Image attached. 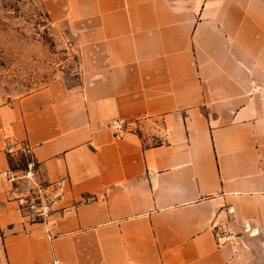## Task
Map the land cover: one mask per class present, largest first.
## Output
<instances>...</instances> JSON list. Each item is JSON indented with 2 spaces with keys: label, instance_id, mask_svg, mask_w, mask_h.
<instances>
[{
  "label": "crops",
  "instance_id": "crops-1",
  "mask_svg": "<svg viewBox=\"0 0 264 264\" xmlns=\"http://www.w3.org/2000/svg\"><path fill=\"white\" fill-rule=\"evenodd\" d=\"M48 3L80 75L0 105V264H264V0ZM23 146L47 221L6 180Z\"/></svg>",
  "mask_w": 264,
  "mask_h": 264
},
{
  "label": "rangeland",
  "instance_id": "rangeland-1",
  "mask_svg": "<svg viewBox=\"0 0 264 264\" xmlns=\"http://www.w3.org/2000/svg\"><path fill=\"white\" fill-rule=\"evenodd\" d=\"M68 21L53 13L48 0H0V105L55 81L78 82L79 37ZM24 147L11 155L18 173L32 160Z\"/></svg>",
  "mask_w": 264,
  "mask_h": 264
},
{
  "label": "built area",
  "instance_id": "built-area-1",
  "mask_svg": "<svg viewBox=\"0 0 264 264\" xmlns=\"http://www.w3.org/2000/svg\"><path fill=\"white\" fill-rule=\"evenodd\" d=\"M105 125L112 129L115 137L122 138L129 131L136 129L139 125L135 121H126L119 117H112L105 122ZM167 131L161 133L165 136ZM30 152L29 147H24ZM9 151H15V146H9ZM35 159L29 161L28 167L22 173L10 167L5 172L6 180L12 187V194L18 205V209L30 221H47L50 214L55 209L59 199V194L54 187L41 180L38 168H35ZM40 178V180H38ZM53 264H61L55 258Z\"/></svg>",
  "mask_w": 264,
  "mask_h": 264
}]
</instances>
